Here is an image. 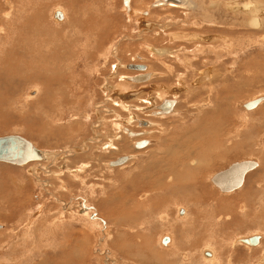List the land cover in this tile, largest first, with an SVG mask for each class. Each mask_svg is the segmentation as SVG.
Instances as JSON below:
<instances>
[{
	"label": "rangeland",
	"instance_id": "obj_1",
	"mask_svg": "<svg viewBox=\"0 0 264 264\" xmlns=\"http://www.w3.org/2000/svg\"><path fill=\"white\" fill-rule=\"evenodd\" d=\"M155 1L130 0L128 14L122 0H0V87L7 88L0 94V137L18 135L50 153L24 166L0 163V264H140L142 255L151 264H211L214 258L212 264H264V101L244 108L264 97V21L248 27L247 17L235 18L217 0H192V10L151 8ZM55 10L64 13L61 22L52 17ZM73 15L80 20L76 30ZM36 19L42 21L34 29ZM220 37L232 40L233 50H224ZM65 47L68 60L61 56ZM57 58L67 74H60ZM11 64L16 72L6 76ZM133 64L148 65L153 78L125 80L143 74L124 68ZM40 67L46 70L41 82L51 77L46 90L30 85L32 69ZM164 99L175 100L174 114L151 116ZM141 120L150 126H139ZM218 121L228 123L219 127ZM123 128L144 136L130 138ZM191 129L185 135L196 139L179 144ZM219 132L223 146L209 147ZM227 135L230 145L223 142ZM141 140L150 144L136 149ZM193 145L201 148L198 165L210 159L213 165L202 177L179 171L192 175L184 186L195 198V180L204 177V203L171 196L178 188L166 178L174 157ZM122 156H130L124 165H108ZM246 160L257 166L239 189L222 193L211 183L217 172ZM219 202L230 210L218 214ZM257 235L256 247L238 242ZM128 244L140 256L125 255Z\"/></svg>",
	"mask_w": 264,
	"mask_h": 264
},
{
	"label": "bare ground",
	"instance_id": "obj_2",
	"mask_svg": "<svg viewBox=\"0 0 264 264\" xmlns=\"http://www.w3.org/2000/svg\"><path fill=\"white\" fill-rule=\"evenodd\" d=\"M63 1H65V0H63ZM214 1V0H213ZM213 1H211L210 2V4L211 5H214L213 4ZM69 2H72V1H69ZM75 2V1H74ZM217 2H219V3H217ZM217 2H214V3H217V4H224V6H226V9L229 11V12H231V11H235L234 12V14H232V15H234V17L236 18V16H240V17H247V20H248V27H252V28H260V24L264 21L263 20V18H264V5L261 3V0H233V1H224V2H221L220 0H217ZM263 2V1H262ZM64 3V2H63ZM154 3H162L160 6L162 7V6H167V7H169L170 5H174V6H178L180 9L182 8V9H187V10H192V9H195V3H193V1L192 0H157V1H155ZM153 3V4H154ZM209 3V2H208ZM151 5V8H154V7H160V6H154V5ZM199 4H200V2H199ZM202 4V3H201ZM227 5H231L232 7L230 8V7H228ZM10 6H11V4H10ZM216 6V5H215ZM66 7H67V5H66ZM69 7V6H68ZM123 7L126 9V12L128 13V14H130V12H131V9H130V0H128V5H127V7L126 6H124L123 5ZM212 7V6H211ZM176 8V7H175ZM206 8V7H205ZM209 8V7H208ZM216 8V7H215ZM71 10V9H70ZM203 10V9H202ZM231 10V11H230ZM73 11V10H72ZM134 11H136V10H134ZM55 13H53V18H56L55 17V15H61V18H56L57 19V21L56 22H61L62 21V19L63 18H65V15H64V13L62 12V11H60V10H55L54 11ZM71 12V11H70ZM76 12V11H75ZM137 12H139V11H137ZM142 12V11H141ZM147 12H145V14H146ZM3 14V13H2ZM2 14H1V16H2ZM142 14V13H141ZM85 15V14H84ZM3 16H6V14H4ZM74 17H73V23L71 24L72 25V29L73 30H76L75 28H77L79 25L78 24H76V23H74V21H75V15H73ZM1 19H2V17H0ZM39 18V17H38ZM4 19V18H3ZM8 19V18H7ZM78 18H76V20H77ZM54 20V19H53ZM79 20V19H78ZM77 20V21H78ZM5 21V20H4ZM9 21V20H8ZM40 21H42L41 19H36L35 20V24H34V26H33V28L35 27V26H37L38 24H40ZM70 21V20H69ZM80 21V20H79ZM246 21V20H245ZM7 23V22H6ZM245 23V22H244ZM2 24V23H1ZM0 24V25H1ZM8 24V23H7ZM29 23H27V25H28ZM211 24V23H210ZM232 26H235V25H231V28H232ZM242 26H245L246 27V25H242ZM263 26V25H262ZM25 27H26V25H25ZM28 28H30V27H28ZM37 28V27H36ZM228 28V27H227ZM230 28V29H231ZM31 29V28H30ZM35 29V28H34ZM3 30V29H2ZM1 32V31H0ZM2 32H4V30L2 31ZM8 32V31H7ZM4 33H6V31L4 32ZM38 33V32H37ZM36 33V34H37ZM35 34V33H34ZM4 35V34H3ZM7 35V34H6ZM38 35V37H39V34H37ZM37 35H35V36H37ZM22 36V35H21ZM34 36V35H33ZM196 37H198L200 40H204V38H201V36L199 37V36H197V35H195ZM7 38V37H6ZM32 38V37H31ZM192 38V37H191ZM190 37H189V39H191ZM222 37H220L219 39H221ZM214 39V38H213ZM216 39V38H215ZM242 39V38H241ZM187 40V39H186ZM221 40H223V44L225 45V46H223L225 49L224 50H226L227 52L229 51V50H233V43H232V40H230V42L228 41V39L226 38H223V39H221ZM262 40L263 41H261L262 43H259V47H261V48H264V37L262 38ZM8 41H9V39H8ZM194 41V40H193ZM192 41V42H193ZM196 41V40H195ZM201 41V42H202ZM41 42V41H40ZM204 42V41H203ZM8 44V43H7ZM12 44V43H11ZM23 45V44H22ZM26 47V46H25ZM41 47H42V45H41ZM48 47V46H47ZM227 47V48H226ZM66 48V47H65ZM64 48V51L63 50H61L62 51V53H61V56L63 57V60H68V55L67 54H65V52L67 51V50H69L68 49V47L65 49ZM12 51H13V49L12 48H10ZM19 49V48H18ZM21 49V48H20ZM24 48H22V50H23ZM27 49V48H26ZM41 49V48H40ZM220 49V48H219ZM245 49H247V48H245ZM33 50V49H32ZM31 50V51H32ZM222 50V49H221ZM38 51V50H37ZM36 51V52H37ZM45 51V50H44ZM55 51V50H54ZM152 51L153 52H156V53H159V54H161V50H159V49H152ZM28 52H30V51H28ZM220 52V51H219ZM222 52V51H221ZM237 52H239V50L237 51ZM21 53H23V52H21ZM49 53V52H48ZM163 53V52H162ZM39 54V53H38ZM37 54V55H38ZM56 54V53H55ZM53 55V54H52ZM219 55V54H218ZM221 55V54H220ZM230 55H232V54H230ZM27 56V55H26ZM49 56V55H48ZM60 56V55H59ZM56 57V56H55ZM55 57H54V59H55ZM232 57H234V55H232ZM39 58V57H38ZM40 59H41V57H40ZM50 59V58H49ZM48 59V60H49ZM13 60V59H12ZM12 60H10V61H12ZM45 61H46V59H44ZM233 60V59H232ZM17 61V60H16ZM36 61V60H35ZM57 61H58V66L59 65H61V63L63 62L62 60V62H60L59 60H58V58H57ZM19 63H21L20 61H18ZM65 62V61H64ZM63 62V63H64ZM23 63H24V61H23ZM39 63V62H38ZM46 63H48V62H46ZM259 63H262V62H259ZM29 64V63H28ZM49 64V63H48ZM20 65V64H19ZM22 65V64H21ZM35 65H37V64H35ZM40 65V64H39ZM42 65V64H41ZM70 65V64H69ZM134 65V64H133ZM139 65H144V64H139ZM12 66V64L9 66H5L6 67V76H10V75H13V73H14V71L16 72V70H15V68L14 67H11ZM145 66V70H143V71H137V72H141V73H143V74H137V75H135V76H132V77H127V78H124L125 80H127L128 82H133V78L134 77H136V76H141V75H146L147 77H146V80L144 81V82H148V81H150L152 78H153V74L152 73H150L149 72V69H148V67L146 66V65H144ZM260 66V65H259ZM263 66V65H262ZM17 67V66H16ZM27 67H28V65H27ZM256 67H258V65L256 66ZM34 68H36V67H34ZM42 68H44L43 66H42ZM41 67L40 68H38L37 70H35V69H32L33 70V72L34 73H32L33 74V76H30L29 78H30V85H35V86H39L40 88H41V90H46V88H48V86L50 85V81H49V79L51 78H49V77H45V80H44V82H41L42 80H41V78H40V74H46V70H44V73H42L43 71H40L41 69H42ZM124 68H126V69H129L128 68V65L127 66H124ZM259 68H261V67H259ZM263 68V67H262ZM66 68H63V66H59V70H60V74H65V72H66V74L68 73L67 72V70H65ZM253 69V68H252ZM130 70V69H129ZM212 70V69H211ZM30 71V70H29ZM134 72L136 71V70H133ZM259 71H260V69H259ZM47 72L48 73H52L50 70H47ZM145 72V73H144ZM262 73H263V71H261ZM259 73V72H258ZM30 74V73H29ZM206 74H207V78H210V76H212V72L208 69V70H206ZM256 74H257V71H256ZM260 74V73H259ZM53 75H55V72H54V70H53ZM205 74H203V76H204ZM248 75V74H247ZM23 76V75H22ZM25 76H26V73H25ZM29 76V75H28ZM56 76V75H55ZM261 77V76H260ZM264 77V76H263ZM22 78V77H21ZM9 79V78H8ZM23 79V78H22ZM26 79V78H25ZM52 80H54L53 78H52ZM56 80V79H55ZM57 82V81H56ZM208 82V81H207ZM6 85V84H5ZM12 86V85H11ZM50 87V86H49ZM10 89V88H9ZM6 90H7V88L6 87H4V85H2L1 87H0V94H1V92L3 91V92H6ZM14 90V89H13ZM47 93V92H46ZM135 92L134 93H132V96L134 95L135 96ZM5 96H6V94H5ZM4 96V97H5ZM3 97V98H4ZM261 98V102L260 103H262L263 101H264V97H260ZM52 100V99H51ZM167 100H169V101H172L173 102V106H172V108H171V110L169 111V112H166V113H164V112H162L161 110H160V108H159V106L163 103V102H165V101H167ZM256 100V99H255ZM225 101H227V100H225ZM229 101V100H228ZM145 102V101H144ZM249 102V101H248ZM162 103L160 104V105H158V106H156L155 107V109H156V111L155 112H153V113H151V116H156V117H160V116H162V117H165V116H169V115H171V114H174V112H175V105H176V102H175V100L174 99H166V100H163L162 101ZM259 103V104H260ZM227 104V103H226ZM228 104H229V102H228ZM259 104L257 105V106H259ZM256 106V107H257ZM255 107V108H256ZM254 109V108H253ZM125 110V109H124ZM247 110V109H246ZM252 110V109H251ZM229 111V110H228ZM228 111H225V113H224V117L225 118H227L228 116H230V112H228ZM217 113H218V111H217ZM211 114V113H210ZM219 114V113H218ZM214 115H215V113H214ZM212 116H213V114H212ZM211 116V117H212ZM212 118H214V117H212ZM211 118V119H212ZM131 119H134V117H133V115H132V117H130V120ZM125 121V120H124ZM200 122V121H199ZM201 123H202V120H201ZM221 123V124H220ZM225 123H228V122H225V121H223V122H221V121H218V123H217V126H219V127H222V125H224ZM220 124V125H219ZM138 125L139 126H141V127H148V126H150L147 122H143V121H139L138 122ZM202 125V124H201ZM226 125H228V124H226ZM198 126V125H197ZM207 126V125H206ZM207 127H209V126H207ZM207 127L206 128H204L205 130L207 129ZM226 127V126H225ZM187 129H190V128H187ZM211 129V128H210ZM209 132H210V130L209 129H207ZM214 130H215V128H214ZM253 130V129H252ZM43 131V130H42ZM123 131L124 132H126V135L128 136V137H130V138H140V137H142V136H144V133H141V132H132V131H130L128 128H123ZM194 132L195 130H184L183 131V138L185 137L186 139L183 141V139H180V141L178 142L179 144H182V145H185V144H187V143H189L191 140H194V139H196L195 138V136H197V135H193L192 137H186V135L185 134H187L188 135V133H190V132ZM209 132H206V134L207 133H209ZM214 131L212 130V133H213ZM221 132V131H220ZM218 133V134H216V135H213V134H211L213 137H211V140H212V142H210L209 141V147H214L215 145L216 146H218L219 147V149H220V147H222L223 146V144L221 145V137H223V136H225L224 134H221V133ZM197 134H198V132H197ZM199 135V134H198ZM205 135V134H204ZM208 135V134H207ZM210 135V136H211ZM21 137V136H20ZM182 138V137H181ZM25 139V138H24ZM224 139V138H223ZM232 138L231 137H229V135H227L226 137H225V139H224V141L223 142H225V143H229V142H232V140H231ZM27 140V139H26ZM179 140V139H178ZM29 141V140H28ZM142 141V140H141ZM145 141V140H144ZM199 141V140H198ZM30 142V141H29ZM140 142V141H139ZM147 142V145L145 146V147H147L149 144H150V142H148V141H146ZM205 142V141H204ZM203 142V143H204ZM218 142H219V144H218ZM31 144H32V146H34L36 149H38L32 142H30ZM136 143H138V142H136ZM135 143V144H136ZM178 143H176V144H178ZM232 144V143H231ZM240 144V143H239ZM243 144V143H242ZM228 145V144H227ZM229 145H230V143H229ZM135 146V145H134ZM177 146V145H176ZM145 147H143V148H145ZM182 147H184V146H179V148H182ZM203 147V146H202ZM143 148H138V149H143ZM229 148V147H228ZM233 148H235V147H233ZM137 149V148H136ZM185 149H187V151H186V153L185 154H183L182 156H175L174 157V161H173V165L172 166H170V168H168V172L167 173H169L167 176H166V178H168V177H170L171 178V181L173 182V183H171L172 184V186H175V187H177L178 188V190L176 191V192H173L172 194H171V196H175V195H181L182 196V201L183 200H187L188 198L189 199H193L192 201H199V202H201V203H204V200H205V197L206 196H208V194H205V192H203V179H204V177L202 178V180L200 181V179H199V181L198 180H195V182H196V185L195 186H193V189H196V193H197V191H198V197L197 198H195V197H191L190 196V194H189V192H191V191H189L188 192V190L191 188V187H186V186H184V184H185V182H186V178H187V176H185L184 175V177H183V175H181V172L179 171V170H181L183 173H184V170L185 171H187V170H191L192 169V172L193 173H197V174H199L201 177H202V174L203 173H207L208 172V170H209V168L213 165V161H212V159H210L209 161H207V162H205V161H203V162H200V164L198 165V163H199V160H196L195 158H194V156L196 155V153L197 152H199V150L201 149L200 148V146H196V145H193V146H191V147H189V146H186L185 147ZM218 149V148H217ZM225 149V148H224ZM227 149V148H226ZM230 149V148H229ZM232 149V148H231ZM39 150V152H40V156H41V160H37V161H33V162H42V161H44V160H46L49 156L48 155H50V153L49 152H46V151H43V150H40V149H38ZM183 150V149H182ZM229 150H225V151H223L222 152V154H220L218 157H217V159L216 160H218V159H220V158H222L224 155H226L227 153H232V151H233V149L232 150H230V152H228ZM172 152V151H171ZM171 152H169V150L167 151V154H171ZM236 152V151H235ZM219 153V152H218ZM240 153V152H239ZM239 153H236V154H239ZM242 153V152H241ZM253 154V153H252ZM255 154V153H254ZM172 155V154H171ZM230 155V154H229ZM232 155H234V154H232ZM240 155V154H239ZM122 157H125L126 158V161L123 163V164H121V165H119V166H122V165H124L125 163H127L128 161H129V159H130V156H122ZM119 158H121V157H119ZM118 159V158H117ZM116 159V160H117ZM170 160L172 161V159L170 158ZM170 160H168L169 162H170ZM214 160V159H213ZM215 160V161H216ZM115 161V160H114ZM251 161V160H250ZM33 162H29V163H33ZM113 162V161H112ZM112 162H109V166L110 167H113L112 165H111V163ZM1 163V162H0ZM256 163V162H255ZM28 164V163H27ZM11 165V164H10ZM24 165H26V164H24ZM24 165H19V166H24ZM257 165V164H256ZM116 167V166H115ZM164 170H167L166 168L164 169ZM188 173V172H187ZM187 173H186V175H187ZM192 173V174H193ZM196 174V175H197ZM195 176V175H194ZM246 176V175H245ZM192 177V175L190 176V177H188L189 179ZM169 178V179H170ZM187 178V179H188ZM245 178V177H244ZM188 179V180H189ZM198 182V183H197ZM168 186H170V185H168ZM257 187V186H256ZM250 189V188H249ZM245 190V191H244ZM243 191V194H247V193H249V190H246V189H244ZM252 190V189H251ZM261 190V189H260ZM242 192V191H241ZM259 192V191H258ZM210 196H213V195H211V194H209ZM250 196V195H249ZM240 197V196H239ZM242 197H243V195H242ZM241 197V198H242ZM207 198V197H206ZM213 199V198H212ZM228 199V198H227ZM233 199V198H232ZM240 199V198H239ZM243 199V198H242ZM202 200V201H201ZM209 200V199H208ZM207 200V201H208ZM214 200V199H213ZM216 200H218V199H215V201ZM211 201V200H210ZM209 201V202H210ZM214 201V202H215ZM220 201H221V198H220ZM223 201V200H222ZM8 202V201H7ZM212 202V201H211ZM218 202V201H217ZM224 202V201H223ZM219 203H221V205L218 207L219 209H218V214H221V212H228L229 210H230V205L228 206V203H227V205H223L222 204V202H219ZM215 203H213V205H214ZM210 205V204H209ZM212 205V206H213ZM216 205V204H215ZM216 207H217V205H216ZM178 209V208H177ZM180 212H179V214H180V216H183V214H184V210H182V209H180L179 210ZM239 212V211H238ZM248 212V211H247ZM246 211H245V215H246V213H247ZM241 213V212H240ZM187 215L185 216V219H187V217L190 215L191 216V218L190 219H188V222L189 221H193L194 219H195V216H193V214L191 215L190 213H186ZM225 215V214H224ZM241 215V214H240ZM249 215V214H248ZM189 216V217H190ZM229 216V215H228ZM234 216V215H233ZM88 217H89V215L87 216V220H88ZM246 217H248V216H245V218ZM249 218V217H248ZM182 219V218H181ZM184 219V220H185ZM243 219V218H242ZM247 219V218H246ZM227 220V219H226ZM182 221V220H181ZM87 222V221H86ZM237 222V221H236ZM88 224H89V221L87 222ZM91 223H94V222H91ZM125 237V236H124ZM252 237H254V236H252ZM255 237H258V242H257V244L256 245H250V244H244V242H243V240H245V239H248V238H250V237H248V238H241V239H239L238 240V242L239 243H243L244 245H246V246H249V247H256V246H258L259 245V242H260V240H261V237L260 236H255ZM167 238V240H168V242L166 243V244H162V240H161V245L162 246H164V247H166L168 244H169V242H170V238L169 237H166ZM171 243H172V241H171ZM129 245V244H128ZM122 246H124V245H122ZM68 247V246H67ZM130 248V249H129ZM133 248V246H128L127 247V249H126V251H123V247H122V249H121V251L125 254V255H127V254H132V257H133V255L135 256V258H136V256H140V251L138 250V248H134V249H132ZM129 249V250H128ZM76 250V249H75ZM132 250H133V253H132ZM181 251V250H180ZM69 252V251H68ZM76 252V251H75ZM175 253H177V252H175ZM149 254V253H148ZM78 255V254H77ZM76 255V256H77ZM142 255V254H141ZM129 256V255H128ZM204 256L205 257H207V258H210V256H211V253H209L208 251H204ZM216 256V255H215ZM263 258H262V261L264 260V254H263V256H262ZM76 258V257H75ZM138 258H140V259H138ZM137 258V260H139L140 261V264H151V262H150V259L149 260H146V257L145 256H143L142 255V257L140 256V257H138ZM65 259H66V257H65ZM68 259V258H67ZM133 259V258H132ZM145 259V260H144ZM205 260H208V259H205ZM212 261H211V264H212V262H214V260H215V258L214 259H211ZM62 263H63V261H62ZM62 263H60V264H62Z\"/></svg>",
	"mask_w": 264,
	"mask_h": 264
},
{
	"label": "water",
	"instance_id": "obj_3",
	"mask_svg": "<svg viewBox=\"0 0 264 264\" xmlns=\"http://www.w3.org/2000/svg\"><path fill=\"white\" fill-rule=\"evenodd\" d=\"M122 4L127 7L128 0H122ZM162 3H154V6H160ZM56 18H61V15H55ZM130 70L143 71L144 65H128ZM146 75L136 76L133 78V82H144ZM261 102V98L247 102L244 104V108L251 110L255 108ZM173 106L172 101L163 102L159 108L162 112L166 113L171 110ZM147 145V142L142 140L135 144V148H143ZM41 160L40 152L32 144L18 136L7 135L0 137V162L7 163L15 166L24 165L29 162ZM126 161L125 157L118 158L111 163L112 166H119ZM254 161L246 160L242 162H235L228 168L217 172L212 178L211 183L222 193H229L239 189L243 182L245 175L256 168ZM168 242L167 238L162 239V244ZM245 244L256 245L258 237H250L243 240Z\"/></svg>",
	"mask_w": 264,
	"mask_h": 264
},
{
	"label": "crops",
	"instance_id": "obj_4",
	"mask_svg": "<svg viewBox=\"0 0 264 264\" xmlns=\"http://www.w3.org/2000/svg\"><path fill=\"white\" fill-rule=\"evenodd\" d=\"M145 65V64H144ZM147 67H148V65H146ZM148 69H149V67H148ZM202 73V72H201ZM160 74V73H159ZM162 74V73H161ZM132 76H135V74L134 75H132Z\"/></svg>",
	"mask_w": 264,
	"mask_h": 264
},
{
	"label": "flooded vegetation",
	"instance_id": "obj_5",
	"mask_svg": "<svg viewBox=\"0 0 264 264\" xmlns=\"http://www.w3.org/2000/svg\"><path fill=\"white\" fill-rule=\"evenodd\" d=\"M164 100H165V99H164ZM161 103H162V102H161ZM161 103H160V104H161ZM160 104H159V105H160ZM154 112H155V111H154ZM151 113H153V112H151ZM151 113H150V114H151ZM141 121H142V120H141ZM143 122H147V121H143Z\"/></svg>",
	"mask_w": 264,
	"mask_h": 264
}]
</instances>
